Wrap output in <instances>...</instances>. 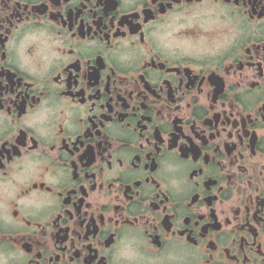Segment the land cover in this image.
<instances>
[{
    "label": "flooded vegetation",
    "instance_id": "obj_1",
    "mask_svg": "<svg viewBox=\"0 0 264 264\" xmlns=\"http://www.w3.org/2000/svg\"><path fill=\"white\" fill-rule=\"evenodd\" d=\"M0 264H264V0H0Z\"/></svg>",
    "mask_w": 264,
    "mask_h": 264
}]
</instances>
